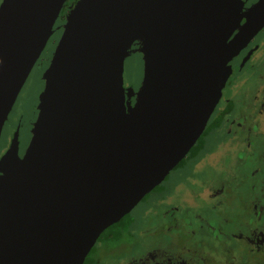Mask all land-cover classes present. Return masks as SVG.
I'll return each mask as SVG.
<instances>
[{"label": "water", "instance_id": "water-1", "mask_svg": "<svg viewBox=\"0 0 264 264\" xmlns=\"http://www.w3.org/2000/svg\"><path fill=\"white\" fill-rule=\"evenodd\" d=\"M65 1L0 4V132ZM245 1H75L28 146L0 158V168L9 163L0 264H83L101 233L164 181L204 130L228 63L264 26V0L242 22ZM139 40L141 120L127 113L122 84L126 52Z\"/></svg>", "mask_w": 264, "mask_h": 264}, {"label": "rangeland", "instance_id": "rangeland-1", "mask_svg": "<svg viewBox=\"0 0 264 264\" xmlns=\"http://www.w3.org/2000/svg\"><path fill=\"white\" fill-rule=\"evenodd\" d=\"M263 38L264 31L252 43L259 44L257 46L260 48ZM140 49L139 43L129 48L123 67V80L136 91L143 87V54ZM241 57L242 54L234 61L241 63L244 60ZM249 65L244 68L245 71L250 70L245 75V81L239 80V77L236 82V88L240 90L236 97L243 105L235 106L225 117L224 123L210 132L205 138L203 151L196 159L172 171L162 182L161 189L149 194L130 212L133 223L118 241L96 244L91 255L92 260L96 259L95 264H126L138 258L148 260L158 255L166 257L167 253L173 256L172 264H185L184 260L191 264H250L248 256L256 250L246 239L252 228L238 226L237 221L245 217L250 225L260 216V176L264 177V122L259 118L261 87L257 88L256 84L260 80H255L260 68ZM43 79V75L36 73L35 69L27 78L14 110L15 125L21 124L19 119L25 112L35 117ZM233 137L243 139L242 149L235 150L231 158L223 152V156L220 155L217 161L215 158L214 163L199 167L209 153L233 142ZM241 144L239 140L238 146L241 147ZM216 172L220 175L217 176ZM228 173H232L233 177L230 176L232 183L229 180L231 185L227 189L239 198L230 203L233 209L224 203L220 207L212 206L209 204L211 200L196 208L188 204L187 200H182L190 190L189 184H193L194 177L203 178L209 184L206 179L227 177ZM208 187L201 193L204 199L214 196V189L210 187L211 190H208ZM193 198L196 199V196ZM253 236L256 237L253 239L256 243L262 241L261 232ZM175 257H180V260ZM258 264H264V259H260Z\"/></svg>", "mask_w": 264, "mask_h": 264}, {"label": "flooded vegetation", "instance_id": "flooded-vegetation-1", "mask_svg": "<svg viewBox=\"0 0 264 264\" xmlns=\"http://www.w3.org/2000/svg\"><path fill=\"white\" fill-rule=\"evenodd\" d=\"M241 1L243 2L244 0H241ZM1 2H2V0L0 1V4H1ZM255 2H251L250 0L245 1L243 11H242V13H243L242 22L245 20V18L249 14L250 9L253 7ZM63 8H64V6H63ZM63 8L60 11V14H59V16H58V18L54 24V27H53V31H54L53 33L54 34L51 35V37L48 39L43 51L41 52L38 60L36 61L34 67L32 68L31 72L29 73V75L27 77V78H29L30 74L33 72L34 69H35L36 73L43 75V78H44L43 79V86H42V89L39 91L40 99H41V96H42V93L44 90L47 71L50 67V63H51L53 53L55 51L59 36H60V34L64 28L66 16L72 7L68 10H65ZM263 31H264V26L251 39V41L248 43V45L244 49H242L228 63V66L232 67V73L229 76L226 83L224 84V86L221 90L220 98H219L212 114L210 115L204 130L202 131V133L200 135V137L202 136L201 141L203 142V147H202L201 151L196 156H190L189 152H188V154L185 156V158L182 159L169 172V174L178 168L184 167L189 160L196 159L198 157V155L203 151L204 146H205V138L210 134V132L213 131L214 129H217L218 127H220L224 123L225 117H227L229 115V113H231V111L234 109L235 106L243 105V102L240 101V99L236 97V95L240 92V90L236 88V82H237V79L239 77H240L239 80L243 79L245 81V75H247L250 70L247 69L245 71L244 68H245V66H247L249 64H250L249 67L255 66V67L260 68V72L255 77V80H256V82H257V80H260L256 84L257 88L261 87V89H260V115H259V118H260L261 122H264V38L260 41V48L257 46L259 44H253L252 43L253 40L255 39V37L259 33L261 35L263 33ZM135 43L140 44V46H141L140 51L143 54V42H142V40H139ZM135 43H133V44H135ZM240 54H242V57H244V60H241V63L240 62L236 63L234 60ZM242 57H241V59H242ZM123 70H124V68H123ZM221 82H222V80L220 81V83ZM259 82H260V84H259ZM122 84L126 88L124 90V95H125L124 99H125V107H126L127 113L130 114L131 112H134L133 110H135L138 113L137 114L138 119L141 120L143 118V115H144L143 90L140 89V90L136 91L133 88V86L126 83L124 80H122ZM219 84H218V86H219ZM113 86H114V88L117 86V85H115L114 81H113ZM256 86L255 87L253 86L254 89L256 88ZM127 88H131L132 92L127 90ZM21 90H22V88H21ZM21 90H20V92H21ZM20 92L18 93V95H17L8 115H7V118L5 119L3 126H2V129H1V132H0V158L5 154V152L8 150V148L10 146H12V147L14 146L17 156L22 157L27 146H28V143L30 141V138H31L34 126H35V120L37 117L40 100H39V103L37 102L35 117H31L29 115H26V112H25L22 115L21 119H19L21 124L15 125V121L13 120V114H14L15 108L17 107V100L19 98ZM238 99H239V101H238ZM237 101H238V103H237ZM219 118L221 121L219 126L215 127V128L207 129V131L204 133V135H202L203 132L208 127V125L212 121L219 119ZM262 127L264 128V123H263ZM232 139L234 140L233 142H231V143H229L223 147L220 146V149H216V150L212 151L211 153H209L207 158H204L202 160L199 167H201L203 165L207 166L210 163H214L215 158L217 161V158H219L220 155L223 156V152H224V155H227V156L230 155V158H231L233 156V153L235 152V150L243 148V139L237 138V137H233ZM239 140L242 143L241 147L238 146ZM212 158H213V160H212ZM211 160H212V162H211ZM182 161H184V162L182 164H180ZM8 165H9V163H6L2 168H0V178L3 175V172L5 171V169L7 168ZM169 174L165 177L164 180L167 179ZM216 175L219 176L220 174L216 172ZM226 176L227 177H223V176L222 177H215L214 180L211 178L206 179V181L209 184H206V182L203 180V178H195L194 177L193 178V184L192 185L189 184L190 190L188 191V193L185 194V196L182 200H187L186 202L188 204L190 203V205H193L196 208H200L203 204H207L206 203L207 201L211 200L209 204L212 206H219L220 207L224 203V204H228V206L231 209H233L234 206H232L230 203H233L234 201H236V199H239V198H237L235 196V193L233 194L232 191H229L227 189L231 185L230 182L232 183V179H230L231 178L230 176H232V173L230 175L228 173ZM222 180H225V183H222ZM229 180H230V182H229ZM161 185H162V182L158 185L159 186L158 189H161ZM206 186H210V187H212V189H214V196L212 198H210V197L205 198V199L202 198L201 193H203L206 190V188H205ZM221 186H222V188H221ZM210 187H208V190H211ZM155 188L152 191H150L140 202L144 201L149 196V194L158 190V189L155 190ZM193 196H196V199H194ZM190 199H192V201ZM221 201H224V202H221ZM129 215L131 217V222L129 225V228H130L132 223H133V218L131 216V213H129ZM237 222L239 223L238 226H243L244 228H247V229L252 228L251 234H247L248 239H246V241L250 245H252L253 249L255 248L254 250H256V251L260 250V246L262 244H264V177L260 176V216L257 217L256 221L250 225L248 224L245 217L243 218L242 221H237ZM129 228H128V230H129ZM260 232L262 234V241L260 243H256L257 241L253 240L254 238H256L253 236V234H260ZM169 256H171V255L169 253H167L166 257H162V256L158 255L157 257H152L151 259H148V260H143V259L141 260L140 258H138L136 260H130L126 264H172L171 260L173 259L172 258L173 256H171V258H169ZM175 258L177 260H180L179 259L180 257H175ZM93 260H94L93 264H95L96 259H93ZM248 261H250V264H251V255L248 256ZM184 262H185V264H191L188 260H184Z\"/></svg>", "mask_w": 264, "mask_h": 264}, {"label": "trees", "instance_id": "trees-1", "mask_svg": "<svg viewBox=\"0 0 264 264\" xmlns=\"http://www.w3.org/2000/svg\"><path fill=\"white\" fill-rule=\"evenodd\" d=\"M76 0H66L65 4H64V8L65 10L70 9L73 4L75 3ZM221 123L220 118L216 119L214 121H212L208 127L206 128V130L203 132L202 135H204V133L207 131V129L210 128H215L218 127L219 124ZM202 137V136H201ZM201 137L197 140V142L195 143V145L190 149L189 151V155L190 156H196L202 149L203 147V142L201 141ZM184 161H182L180 164H182ZM179 164V165H180ZM159 186H157L155 188L158 189ZM131 222V217L130 215H125L123 218H121L118 222H116L115 224L109 226L107 229H105L101 235L99 236V238L97 239L95 245L92 247V249L90 250V252L88 253V255L86 256L83 264H93L94 260H92V253L96 247V244L99 242H107V241H118L122 235L124 233L127 232L129 225ZM260 259H264V244H262L260 246V250H257L254 254L251 255V264H258L260 263Z\"/></svg>", "mask_w": 264, "mask_h": 264}, {"label": "bare ground", "instance_id": "bare-ground-1", "mask_svg": "<svg viewBox=\"0 0 264 264\" xmlns=\"http://www.w3.org/2000/svg\"><path fill=\"white\" fill-rule=\"evenodd\" d=\"M114 83H115V85H117L118 84V75H116L115 77H114Z\"/></svg>", "mask_w": 264, "mask_h": 264}]
</instances>
